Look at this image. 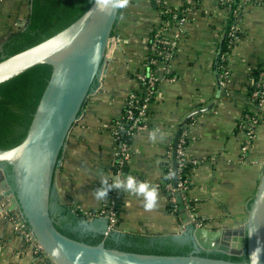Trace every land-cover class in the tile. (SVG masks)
<instances>
[{
	"label": "crops",
	"instance_id": "crops-1",
	"mask_svg": "<svg viewBox=\"0 0 264 264\" xmlns=\"http://www.w3.org/2000/svg\"><path fill=\"white\" fill-rule=\"evenodd\" d=\"M27 5L28 0H0V43L11 36L17 21L25 20ZM224 20L215 0H201L198 8L187 13L179 47L166 65L167 74H175L177 79L159 84L157 96L148 107L147 128L136 131L130 140L125 176L159 186L158 206L149 212L143 208L142 197L127 192L111 190L113 193L102 201L93 196V190L100 187L99 173L114 174L119 144L113 140L111 129L122 113L127 94L137 86L135 73L149 70L144 62L150 31L159 22L149 0H130L128 7L120 9L112 34L115 41L97 79L99 84L85 100L54 174L59 204L97 210L111 203L123 230H178L180 214L177 220L167 213L169 183L165 169L167 162L172 166L169 147L188 114L214 101L210 110L195 115L182 128L189 138L188 155L197 162L189 175L187 196L195 217L205 225L215 228L244 220L248 211L245 201L253 197L264 164V105L243 161L239 153L244 133L238 124L244 121L245 111L258 110L243 84L257 69H261L264 83V0H252L243 7L239 21L243 34L229 54L230 75L219 91L215 56ZM156 69L159 73L161 68ZM156 127L166 133L162 143L148 138ZM6 197L0 191V264H36L33 248L14 228L15 212L6 210ZM185 213L190 217V212ZM89 222L95 230L106 225L103 217Z\"/></svg>",
	"mask_w": 264,
	"mask_h": 264
},
{
	"label": "water",
	"instance_id": "water-1",
	"mask_svg": "<svg viewBox=\"0 0 264 264\" xmlns=\"http://www.w3.org/2000/svg\"><path fill=\"white\" fill-rule=\"evenodd\" d=\"M119 13L120 9L111 15L102 13L93 1L77 20L63 30L0 61V83L35 65L51 66L49 79L25 137L11 148L0 149V191L7 194L9 204L6 210L20 215L21 226L40 245L43 256L52 264H264V164L253 197L245 201L248 211L244 220L231 225L215 228L205 224L195 226L185 213L181 194L175 193L182 224L174 236L192 243L193 250L186 255L128 252L107 248L103 242L92 245L72 239L55 227L50 214V199L59 204L53 185L54 174L82 106L99 84L97 79L115 41L112 34ZM26 22L24 20L22 26ZM7 40L1 42L0 47ZM217 57L218 54L216 61ZM214 74L220 91V77L217 72ZM214 103L188 114L175 133L171 155L174 187L177 184L176 148L180 132L189 118L210 110ZM5 164L10 166L9 178L4 175ZM105 220L103 230H95L90 222L85 229L107 236L110 233H105L108 223ZM202 251L235 256L246 254L247 260L203 256L200 255Z\"/></svg>",
	"mask_w": 264,
	"mask_h": 264
},
{
	"label": "trees",
	"instance_id": "trees-1",
	"mask_svg": "<svg viewBox=\"0 0 264 264\" xmlns=\"http://www.w3.org/2000/svg\"><path fill=\"white\" fill-rule=\"evenodd\" d=\"M94 0H28V11L26 14V25L12 32V36L5 44L0 48V61L4 58L13 55L21 50H24L30 46H33L51 36L63 30L75 20H77L93 3ZM152 10L158 15L159 22L150 31L148 47L154 43V34L158 28L168 24V30L172 32L173 29L178 26V22L181 18L185 17L187 13L193 11L199 7L201 0H172L177 3H169V0H149ZM218 8L223 11L225 15L224 24L222 27V35L217 46L216 54H218L216 61L217 74L221 78L222 70L224 66H227L229 61V54L242 37V29L239 21L242 17L243 8L239 7V0H215ZM239 26V40L233 41L229 35L231 27L234 25ZM162 45H158V49L161 50ZM151 59H159V56L153 53H146L145 64L150 71L158 73L156 65L151 63ZM148 70V69H147ZM261 69H257L253 72L252 77L258 80ZM51 73V66L47 64L35 65L18 76L0 83V149L11 148L20 143L27 133V129L31 122L35 108L38 104L40 96L47 84ZM146 73V70L141 72ZM139 73H135V78ZM177 77L175 74H168ZM262 78V77H261ZM260 89H264V83L260 82ZM159 85V84H157ZM243 86L247 92L250 102L254 107L258 106V101L251 98L253 93V86L249 83H244ZM143 92L139 89H135V93L139 99L144 98V92L147 85L142 84L140 86ZM158 87V86H157ZM124 107V105H123ZM262 107L254 111H245L244 120L250 118H257L261 112ZM124 108L122 109V113ZM190 118L187 122L191 121ZM261 118H257L258 124ZM242 122V121H241ZM187 124V123H186ZM240 124V122L238 123ZM256 125V128L258 126ZM148 125V123H147ZM185 126V125H184ZM127 127V123L126 126ZM255 128V129H256ZM182 129L178 140L182 136ZM121 141L125 140V137H121ZM131 140V139H130ZM186 145L189 143V138H185ZM173 149L171 144L169 151ZM61 155V154H60ZM118 160V159H117ZM172 166L169 162L166 164V179L167 183L173 184L172 179ZM195 165L191 163L185 164L181 171L177 173L176 179H186L188 181L189 175ZM117 166H114L115 171ZM124 173H127V165L122 166ZM4 172L6 176L11 175L9 165H4ZM176 180V181H177ZM113 192H110V194ZM168 193L167 213H172L179 220V209L173 211V203L170 201L171 195ZM187 195V191L185 193ZM53 198L50 199V203ZM192 205V204H191ZM61 215L57 220L51 216L54 220L55 227L64 235L88 244L96 245L103 242L105 247L119 249L128 252L144 253V254H165V255H186L193 250L192 243L190 241H183L177 239L173 233H155L154 235H145L143 232H136L131 230H123L121 226V219L117 212L118 218V231L112 232L107 236L101 234H95L89 230H82L89 222L81 213L74 211L73 208L60 204ZM200 255L209 256L214 258H224L233 261H246L247 255L242 254L240 256L226 255L220 252H204ZM38 259V255H36ZM41 264H52L49 260L44 258Z\"/></svg>",
	"mask_w": 264,
	"mask_h": 264
},
{
	"label": "built area",
	"instance_id": "built-area-1",
	"mask_svg": "<svg viewBox=\"0 0 264 264\" xmlns=\"http://www.w3.org/2000/svg\"><path fill=\"white\" fill-rule=\"evenodd\" d=\"M159 1V0H157ZM183 0H181L182 2ZM229 1V0H225ZM252 0H239V7L243 8L245 4L249 3ZM186 16L181 18L178 22V26L170 32L168 28V24L163 27L157 29L154 34V43L147 47V54L153 53L159 56V59H151V63L156 65V67H160L159 73L154 71L146 70V73L137 74L135 80L137 86L135 89H139V91L143 92V89L140 87L142 84H146L147 88L144 92V98L139 99L137 94L135 93V89L131 90L125 99L124 102V112L114 121L112 127V137L113 140L119 144V153L118 160L116 161L117 169L114 171L113 176L121 175L125 176V173L122 170V166L128 162L130 159V139L132 138L133 134L136 131L143 130L147 128V111L150 103L156 98L158 87L162 81H169L173 82L177 78L172 75L167 74V62L172 59L176 53V50L179 47V43L182 37V29L185 22ZM231 39L233 41L239 40V26L236 24L231 27L229 33ZM114 38V37H113ZM115 39V38H114ZM162 45L160 51L158 49V45ZM162 70V71H161ZM230 75V68L229 65L223 67L220 84L224 85L228 81ZM261 78L255 80L254 77H251L248 81L249 85L253 86L254 90L251 94V98L258 101V106L256 109L262 107L264 105V89H260V82ZM158 86V87H157ZM259 117V116H258ZM257 117V118H258ZM257 118H248L239 124V129L244 133V140L240 146V160H244L246 153L249 150L250 143L255 137V128L258 124ZM127 123V127L126 126ZM125 137L124 141H121V137ZM186 134L183 132L182 136L178 140L177 148H176V164H177V173L180 172L181 169L187 163H191L195 165L197 162L196 160L190 158L187 152V145H186ZM172 169V167L170 168ZM172 171V170H171ZM173 175V174H172ZM177 180V179H176ZM176 187L172 184H168V191L171 195L170 201L173 203V211L177 210L178 204L176 202L175 193L179 192L181 194L182 202L184 205V209L190 212L191 222L195 226H203V220H200L195 217L193 213V204L189 200L188 196L185 194L188 190L189 184L186 179H179L176 181ZM192 204V205H191ZM3 209V208H2ZM74 211L81 213L88 221L92 220L96 217H105L107 219V228L106 234L118 231V218H117V211L115 206L111 203L108 205V208H101L97 210H87L81 207L79 204H75L73 207ZM14 212V211H13ZM14 228L19 232L20 236L28 242L33 248V252L35 255H38V259L36 264H41L42 260L45 258L43 256L42 248L38 243L33 241L27 230H25L21 226V217L15 212V217L12 219Z\"/></svg>",
	"mask_w": 264,
	"mask_h": 264
},
{
	"label": "clouds",
	"instance_id": "clouds-1",
	"mask_svg": "<svg viewBox=\"0 0 264 264\" xmlns=\"http://www.w3.org/2000/svg\"><path fill=\"white\" fill-rule=\"evenodd\" d=\"M130 0H94L95 7L107 15L113 14L114 10L128 7ZM166 133L159 127L153 128L148 138L150 142H163ZM100 175V187L93 190V196L97 201L106 200L111 190L127 192L143 198V208L145 211H153L158 206L159 186L147 180H139L133 175L107 176L102 172ZM255 251V249H254ZM251 255V254H250Z\"/></svg>",
	"mask_w": 264,
	"mask_h": 264
},
{
	"label": "flooded vegetation",
	"instance_id": "flooded-vegetation-1",
	"mask_svg": "<svg viewBox=\"0 0 264 264\" xmlns=\"http://www.w3.org/2000/svg\"><path fill=\"white\" fill-rule=\"evenodd\" d=\"M6 175V174H5ZM7 178H9V176H6ZM60 207V205L59 204H57V202L56 201H52L51 202V211L53 212V216L57 219V220H59L60 219V213H61V209L59 208ZM87 225H85L84 227H83V231L84 230H87V229H85V227H86Z\"/></svg>",
	"mask_w": 264,
	"mask_h": 264
},
{
	"label": "rangeland",
	"instance_id": "rangeland-1",
	"mask_svg": "<svg viewBox=\"0 0 264 264\" xmlns=\"http://www.w3.org/2000/svg\"><path fill=\"white\" fill-rule=\"evenodd\" d=\"M28 6V5H27ZM29 7V6H28ZM25 18H26V15L24 16ZM22 18H23V16H22ZM21 18V19H22ZM25 21H26V19H25ZM20 22H21V24H20ZM24 22V19H22V20H20V21H17V23H19L18 25H17V23H16V25H15V27H13L14 29H13V31L15 32V31H17V30H20L21 28H23L24 26H22V23ZM179 232V229L178 230H176V231H172V232H170V233H173V234H177Z\"/></svg>",
	"mask_w": 264,
	"mask_h": 264
}]
</instances>
